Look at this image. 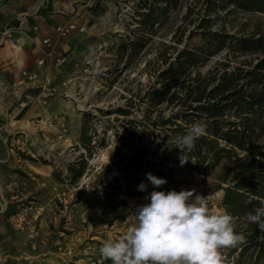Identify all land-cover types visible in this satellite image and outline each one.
Segmentation results:
<instances>
[{"label": "rangeland", "instance_id": "1", "mask_svg": "<svg viewBox=\"0 0 264 264\" xmlns=\"http://www.w3.org/2000/svg\"><path fill=\"white\" fill-rule=\"evenodd\" d=\"M200 4L198 0H179L166 8L160 4L162 10L157 11L154 0H0L1 28L4 25L0 28V46L7 43L16 49L13 44L22 45L33 59L38 43L43 44L44 38L39 41L35 32L38 28L33 25L22 33V22L36 15H62L68 19L61 25L74 23L79 29L65 37L54 30L56 36L79 34L72 43L79 42L86 53L80 56L82 60L77 66L67 70V77L61 81L63 90L47 95L45 104L38 103L37 91L32 97L16 99L8 113L0 112V217L13 223L7 228L15 237L18 253H22L24 236L28 233L34 235L35 246L40 240L52 242L67 235L76 237L75 247L84 250L87 243L100 247L99 243L109 237L117 239L135 222L134 216L127 220L121 213L119 206L123 202L117 200V195L125 192L128 198H133L129 201L136 211L138 206L149 202L145 197L153 190L148 184L146 192L139 191L138 185L146 183V174L155 170L163 172L167 180L155 190L195 189L196 194L214 197L209 201L211 209L224 211L220 206L223 190L216 186L215 175L225 168V161L210 174L203 175L160 160L168 143L163 129L169 125L162 129L158 123H151L156 118L167 119L178 110L176 100L169 103L168 97L177 89L179 80L170 85L153 108L146 94L160 87L157 75L175 59L178 50L203 51L201 59L207 55L206 50L199 49L203 38L192 32L197 19L195 13L202 9ZM188 9L193 14L185 19ZM149 10L156 17L152 26L144 24ZM10 12L19 13L18 24L8 22ZM217 14L222 16V21L213 24L212 30L222 29L236 36L264 32V14L232 6L219 9ZM19 37L25 41L20 43ZM26 39L30 40L29 44ZM44 47L40 58H45ZM259 56L242 55L225 48L204 63L189 68L188 77L198 74L203 77L209 71L219 74L243 62L253 64ZM34 74L37 79L38 74ZM50 83L52 88L54 82ZM50 98L57 103L51 104ZM22 100L27 105L20 108L18 104ZM118 108L128 109V115L116 112ZM50 120L54 124L51 128L46 125ZM129 120L136 122L135 131L150 133L143 140L146 154L136 164L124 166L119 156L129 151L122 148L116 152V146L119 137L131 129ZM83 122L93 144L91 150H86L80 142ZM60 127L66 128L62 138L58 133ZM79 160L84 172L70 182L67 165ZM238 245L221 250L226 264H236L238 259L242 264L247 263L246 255L240 257L238 250L232 252ZM11 258L1 256L0 263ZM19 258L14 259L21 264Z\"/></svg>", "mask_w": 264, "mask_h": 264}, {"label": "trees", "instance_id": "2", "mask_svg": "<svg viewBox=\"0 0 264 264\" xmlns=\"http://www.w3.org/2000/svg\"><path fill=\"white\" fill-rule=\"evenodd\" d=\"M156 10H162L179 0H154ZM201 1L200 11L196 15V23L192 30L203 38L200 50H206L207 55L197 49L182 48L177 51L175 59L167 64L157 75L156 82L160 87L147 92L150 107H155L172 83L179 80L177 89L172 91L168 102L176 100L178 110L167 118H156L152 125H158L164 130L168 143L163 147L162 163L173 164L179 169L199 171L203 175L226 162L225 168L215 175L217 187L223 190L220 206L230 214L237 216L235 231L242 233L244 241L238 243V255H246L245 264H264V233L258 226L245 219L246 213L261 206L264 201V32L252 35H232L223 30H212L213 24L222 21L218 15L219 9L233 8L264 14V0H198ZM193 14L188 9L184 18ZM145 14H142V16ZM144 24L152 26L156 17L152 10L145 15ZM159 17V16H158ZM191 32V33H192ZM229 48L239 54H259L255 63L243 62L230 70L223 69L221 73L209 71L205 76L199 74L188 77L191 67L204 63L214 54ZM247 64L246 66H242ZM181 79V80H180ZM121 115H128V109H116ZM109 114V112H107ZM203 122L206 133L195 141V147L186 151L190 160L180 166V149L176 148L175 137L186 133L194 122ZM131 128L122 138L119 137L116 152L122 148L128 153H121L119 160L128 164H136L140 156L146 154L143 145L144 138L149 137L145 131H135L136 122H127ZM123 140H125L123 142ZM80 142L86 150H91V138L87 133L86 123L81 126ZM238 153L242 156L239 157ZM70 182L81 177L84 165L79 160L67 165ZM159 178L164 173L151 171ZM146 181V178H145ZM151 185L148 181H146ZM229 260H227L228 262ZM234 263V261H232ZM236 264H242L240 259Z\"/></svg>", "mask_w": 264, "mask_h": 264}, {"label": "clouds", "instance_id": "3", "mask_svg": "<svg viewBox=\"0 0 264 264\" xmlns=\"http://www.w3.org/2000/svg\"><path fill=\"white\" fill-rule=\"evenodd\" d=\"M206 133L203 122H194L183 135L175 137L180 149V166L190 160L186 151ZM146 181L153 190L145 197L149 202L138 206L132 223L118 239L109 237L99 248L104 260L112 264H226L222 249L235 247L245 237L235 231L239 219L225 211L209 207L214 197L196 194L192 190L157 191L167 183L151 172ZM148 183L138 190L146 192ZM245 219L264 233V201L245 215Z\"/></svg>", "mask_w": 264, "mask_h": 264}, {"label": "crops", "instance_id": "4", "mask_svg": "<svg viewBox=\"0 0 264 264\" xmlns=\"http://www.w3.org/2000/svg\"><path fill=\"white\" fill-rule=\"evenodd\" d=\"M18 12H10L7 14L8 22L18 24ZM68 18L62 15H36L33 18H27L26 22H22L21 32L25 33L29 31V28L33 25L37 26L35 31L39 41L43 38L49 37L54 42L59 54H66V63L62 67L52 66L50 60L45 58V63L42 66H37L34 61L42 57V43H38V47L31 59L32 55L26 48H22V45L8 47L7 43L0 46V112L8 113L11 111V107L16 99L20 97L28 98L32 97L37 90L34 88V82L28 81L20 76V71L27 69L32 73H37V81L46 78L48 82H54L52 88L54 90H63L61 81L68 75L67 70H72L74 66H77L84 53V47H80V43L74 42L75 38L79 37V34H73L66 38H58L54 32L55 26L61 25L66 22ZM1 23V21H0ZM1 28V25H0ZM4 25H2V28ZM29 38V37H28ZM20 43L25 41L23 38H18ZM29 39L26 42L29 44ZM72 43V44H71ZM22 48V49H21ZM46 49V46L44 47ZM44 49V50H45ZM41 50V51H40ZM80 57V58H79ZM62 74V77L59 75ZM66 74V75H65ZM51 104L57 103V100L50 98ZM34 103V102H33ZM17 105V103L15 104ZM42 121V120H40ZM28 174H31L28 172ZM13 224L8 218L0 217V257L10 256L7 263L0 264H18L15 261V257L21 256V264H89V257L87 251L83 248L75 247L78 245L76 237H56L52 242L38 241L35 246L34 238L30 233L24 236L22 245V253H18V246L15 243V237L9 232L8 225ZM41 236L42 234L39 233ZM21 254V255H20Z\"/></svg>", "mask_w": 264, "mask_h": 264}, {"label": "built area", "instance_id": "5", "mask_svg": "<svg viewBox=\"0 0 264 264\" xmlns=\"http://www.w3.org/2000/svg\"><path fill=\"white\" fill-rule=\"evenodd\" d=\"M74 29H79L76 27L74 23H66L64 25H59L55 27V32L61 36L65 37L68 35L69 32H71ZM82 30V28H80ZM43 44L46 46V49L44 50V55L45 58H49L52 64L56 67H62L65 62L66 58L64 55H61L58 53L56 46L54 42L51 40V38L46 37L43 39ZM45 58H39L35 60V63L37 66H42L44 64ZM20 76L25 78L28 81L34 82V88L39 91L38 97L36 98L38 103L40 104H45L46 103V96L49 94H52L54 89L51 88L50 82L46 78L43 80L37 81L36 79V74L28 71L27 69H23L20 71ZM62 77V74L59 75ZM63 84H66L65 82H62ZM19 107L23 108L27 105V102L22 100L19 102ZM46 125L51 128L53 127V122L50 120L46 123ZM59 137L62 138L65 136L66 133V128L65 127H60L59 131ZM129 199L133 198H128L127 194L125 192H120L117 195V200L119 202H123L122 205L119 206V210H121V213L127 218H131L135 213V209L131 206V200ZM119 237H117L118 239ZM105 241V240H104ZM103 241V242H104ZM103 242L99 243L100 247L102 246ZM99 246L96 247L94 244L87 243L85 250L89 253V264H112L110 260H104L100 253H99Z\"/></svg>", "mask_w": 264, "mask_h": 264}]
</instances>
